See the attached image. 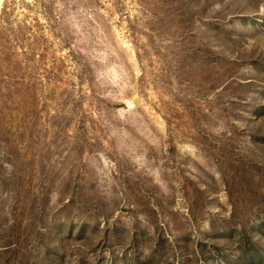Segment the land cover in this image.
<instances>
[{"label":"rangeland","instance_id":"rangeland-1","mask_svg":"<svg viewBox=\"0 0 264 264\" xmlns=\"http://www.w3.org/2000/svg\"><path fill=\"white\" fill-rule=\"evenodd\" d=\"M0 264H264V0H0Z\"/></svg>","mask_w":264,"mask_h":264}]
</instances>
